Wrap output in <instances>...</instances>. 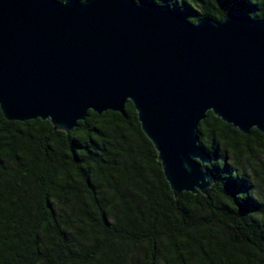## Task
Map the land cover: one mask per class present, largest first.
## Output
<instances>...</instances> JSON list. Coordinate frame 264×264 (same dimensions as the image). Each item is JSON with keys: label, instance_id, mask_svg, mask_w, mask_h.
Wrapping results in <instances>:
<instances>
[{"label": "trees", "instance_id": "1", "mask_svg": "<svg viewBox=\"0 0 264 264\" xmlns=\"http://www.w3.org/2000/svg\"><path fill=\"white\" fill-rule=\"evenodd\" d=\"M151 1L264 18V0ZM198 133L213 183L175 197L131 101L70 131L0 109V264H264V133L212 111Z\"/></svg>", "mask_w": 264, "mask_h": 264}, {"label": "water", "instance_id": "2", "mask_svg": "<svg viewBox=\"0 0 264 264\" xmlns=\"http://www.w3.org/2000/svg\"><path fill=\"white\" fill-rule=\"evenodd\" d=\"M134 104L175 197L208 194V111L264 133V18L190 21L151 0H0V109L70 131Z\"/></svg>", "mask_w": 264, "mask_h": 264}]
</instances>
